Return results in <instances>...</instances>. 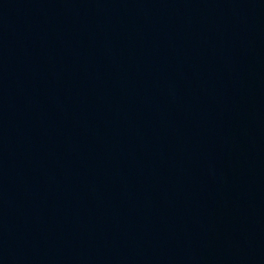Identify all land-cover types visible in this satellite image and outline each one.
<instances>
[{
    "label": "water",
    "instance_id": "obj_1",
    "mask_svg": "<svg viewBox=\"0 0 264 264\" xmlns=\"http://www.w3.org/2000/svg\"><path fill=\"white\" fill-rule=\"evenodd\" d=\"M0 264H264V0H0Z\"/></svg>",
    "mask_w": 264,
    "mask_h": 264
}]
</instances>
